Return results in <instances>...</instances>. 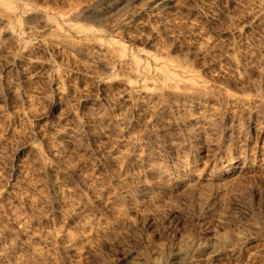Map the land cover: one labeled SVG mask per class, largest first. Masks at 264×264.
<instances>
[{
  "label": "rangeland",
  "instance_id": "1",
  "mask_svg": "<svg viewBox=\"0 0 264 264\" xmlns=\"http://www.w3.org/2000/svg\"><path fill=\"white\" fill-rule=\"evenodd\" d=\"M0 264H264V0H0Z\"/></svg>",
  "mask_w": 264,
  "mask_h": 264
},
{
  "label": "bare ground",
  "instance_id": "2",
  "mask_svg": "<svg viewBox=\"0 0 264 264\" xmlns=\"http://www.w3.org/2000/svg\"><path fill=\"white\" fill-rule=\"evenodd\" d=\"M162 75H163L164 77H166L167 79H170V80L175 81V79H174L173 77H171L170 74H169L168 72L163 71V72H162ZM176 82H177V81H176ZM173 83H174V82H173ZM184 250H185L184 247H180L179 249H177V252H178V253H182Z\"/></svg>",
  "mask_w": 264,
  "mask_h": 264
}]
</instances>
